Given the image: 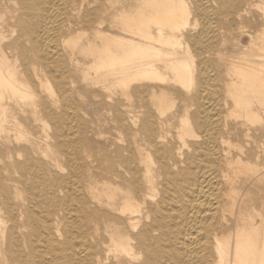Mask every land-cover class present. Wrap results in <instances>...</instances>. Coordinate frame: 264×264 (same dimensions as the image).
<instances>
[{"label": "bare ground", "instance_id": "bare-ground-1", "mask_svg": "<svg viewBox=\"0 0 264 264\" xmlns=\"http://www.w3.org/2000/svg\"><path fill=\"white\" fill-rule=\"evenodd\" d=\"M261 110L264 0H0V264H264Z\"/></svg>", "mask_w": 264, "mask_h": 264}, {"label": "rangeland", "instance_id": "rangeland-1", "mask_svg": "<svg viewBox=\"0 0 264 264\" xmlns=\"http://www.w3.org/2000/svg\"><path fill=\"white\" fill-rule=\"evenodd\" d=\"M85 99L90 101L92 99V97L85 98ZM89 101H88V106H86L84 108L87 110V113H89L90 116L96 117L99 112L96 110L95 106L90 105ZM261 114H264L263 110H261ZM261 130H264V124H261ZM262 168L264 169V165H261V173H264V170ZM261 199H262V201L264 199V181L261 182ZM262 201H261V204H262Z\"/></svg>", "mask_w": 264, "mask_h": 264}]
</instances>
